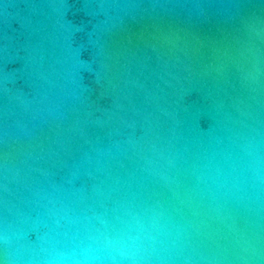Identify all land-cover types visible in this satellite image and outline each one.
<instances>
[{"label":"water","instance_id":"water-1","mask_svg":"<svg viewBox=\"0 0 264 264\" xmlns=\"http://www.w3.org/2000/svg\"><path fill=\"white\" fill-rule=\"evenodd\" d=\"M0 264H264V0H0Z\"/></svg>","mask_w":264,"mask_h":264}]
</instances>
